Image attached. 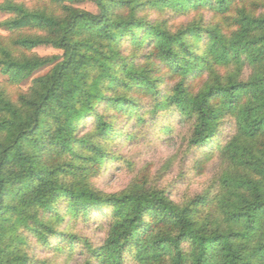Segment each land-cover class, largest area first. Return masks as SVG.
I'll return each instance as SVG.
<instances>
[{
	"label": "trees",
	"instance_id": "16d2710c",
	"mask_svg": "<svg viewBox=\"0 0 264 264\" xmlns=\"http://www.w3.org/2000/svg\"><path fill=\"white\" fill-rule=\"evenodd\" d=\"M83 1L0 3L8 82L51 67L0 85V264H264V0ZM181 139L202 192L97 185Z\"/></svg>",
	"mask_w": 264,
	"mask_h": 264
},
{
	"label": "rangeland",
	"instance_id": "374dc122",
	"mask_svg": "<svg viewBox=\"0 0 264 264\" xmlns=\"http://www.w3.org/2000/svg\"><path fill=\"white\" fill-rule=\"evenodd\" d=\"M4 0H0L2 3ZM29 7H43V0H18ZM77 7L97 14L98 10L90 0H84ZM209 18L210 16L207 15ZM6 16L0 14V23ZM0 36L7 37L8 32L0 27ZM41 57L61 56L62 52L52 47H39L33 51ZM51 67L35 72L31 77L15 85L8 82V76L0 71V85L6 88L12 99L27 92L35 79L46 75ZM130 162V168L112 171L109 175L97 180V185L109 193L119 192L125 189L135 178L146 177L152 185L166 189L171 197L177 201H183L188 197L198 194L208 185L209 180L219 169V161H213L204 174L200 175L194 170V161L186 156V147L183 140L173 143L142 142L140 145H128L121 149Z\"/></svg>",
	"mask_w": 264,
	"mask_h": 264
}]
</instances>
